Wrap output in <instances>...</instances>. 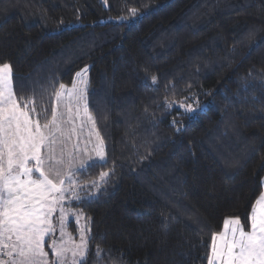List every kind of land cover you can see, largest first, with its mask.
Instances as JSON below:
<instances>
[{
    "label": "trees",
    "instance_id": "16d2710c",
    "mask_svg": "<svg viewBox=\"0 0 264 264\" xmlns=\"http://www.w3.org/2000/svg\"><path fill=\"white\" fill-rule=\"evenodd\" d=\"M130 8L131 28L117 19ZM4 62L38 112L90 67L108 163L77 175H115L71 202L90 218L84 264H207L225 218L248 229L264 189V0H0ZM192 98L207 104L196 119L164 106Z\"/></svg>",
    "mask_w": 264,
    "mask_h": 264
},
{
    "label": "snow or ice",
    "instance_id": "6c2138e0",
    "mask_svg": "<svg viewBox=\"0 0 264 264\" xmlns=\"http://www.w3.org/2000/svg\"><path fill=\"white\" fill-rule=\"evenodd\" d=\"M142 15L130 8L117 19L131 28ZM89 72V66L77 71L70 87L55 81L51 107L42 103L38 112L34 97L16 94L12 65L0 63V264H84L87 258L90 218L65 205L92 202L115 175L114 167L83 183L77 175L108 163L105 140L89 108ZM148 81L156 85L158 78L146 76ZM174 105L192 119L205 108L195 98L191 104L165 101L164 106ZM70 215L78 224V242L66 230ZM247 219V230L239 217L223 220L222 230L212 234L207 264H264V192ZM57 231L59 238L53 239ZM97 252L102 253L98 246Z\"/></svg>",
    "mask_w": 264,
    "mask_h": 264
},
{
    "label": "rangeland",
    "instance_id": "374dc122",
    "mask_svg": "<svg viewBox=\"0 0 264 264\" xmlns=\"http://www.w3.org/2000/svg\"><path fill=\"white\" fill-rule=\"evenodd\" d=\"M70 87V86H69ZM196 99V98H195ZM177 101H184L186 104H191V103H193V98L192 99H189V100H187V99H183V100H177ZM200 102V101H199ZM202 105H205V107H206V103L205 102H200ZM195 106V105H194ZM171 108H176V109H178L179 110V114H183V115H186L184 112H183V109H180L178 106H176V105H174L173 107H171ZM186 116H189V115H186ZM181 120V119H180ZM178 127H182V125H178ZM81 139H83V136H81ZM263 192H264V189H263ZM65 207H71L72 209H74V210H79V209H77V208H75V207H73V205H72V203L70 202V203H68V204H66L65 205ZM57 215H58V213H57ZM53 222L55 223L56 222V220H55V217H54V219H53ZM84 222H85V220H84V218L82 217L81 218V220H80V224L82 225V224H84ZM66 225H67V228H66V230L68 231V232H70L72 235H73V237L76 239V241L78 242L79 241V235H78V224L76 223V220H75V217H73V216H69L68 218H67V220H66ZM53 239H58L59 238V231H57L56 232V234H54V236L52 237ZM46 250H49L48 249V238H46ZM53 253L51 252V250H49V259H52L53 258Z\"/></svg>",
    "mask_w": 264,
    "mask_h": 264
}]
</instances>
